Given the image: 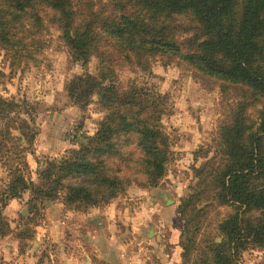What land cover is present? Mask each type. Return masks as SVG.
I'll return each mask as SVG.
<instances>
[{"label": "trees", "instance_id": "16d2710c", "mask_svg": "<svg viewBox=\"0 0 264 264\" xmlns=\"http://www.w3.org/2000/svg\"><path fill=\"white\" fill-rule=\"evenodd\" d=\"M48 28L82 66L97 59L96 74L74 77L67 89L79 107L96 97L105 116L79 150L56 167L47 161L34 183L23 147L34 140V108L0 92V168L6 173L0 239L13 232L3 215L7 202L25 192L20 241L32 237L44 203L60 192L85 212L139 177L145 187L160 185L172 161L161 125L165 100L117 76L121 66L150 73L159 57L218 83L224 97L235 94L180 204L181 264H239L246 251L264 250V0H0V52L8 67L35 65ZM4 77L0 69V85ZM221 208L231 213L221 215Z\"/></svg>", "mask_w": 264, "mask_h": 264}, {"label": "rangeland", "instance_id": "374dc122", "mask_svg": "<svg viewBox=\"0 0 264 264\" xmlns=\"http://www.w3.org/2000/svg\"><path fill=\"white\" fill-rule=\"evenodd\" d=\"M44 38L46 48L36 58L35 65L22 63L9 68L0 52V69L5 74L0 92L4 97L26 100L34 108L31 116L33 122L30 123L36 131L34 140L30 147L23 146L27 148L25 161L37 165L36 170L30 173L34 183L38 182V173L45 168L47 161L56 167L60 160L79 150L85 143L84 137L93 135L105 116L95 104L96 97L90 105L79 107L74 104L67 89L74 77L96 74L97 59L92 58L82 66L71 57L53 29L48 28ZM150 68V73H142L121 66L117 69V76L123 84L133 81L137 86H147L165 100L161 125L171 143L172 161L160 185L145 187L144 179L139 177L131 181L123 193L85 212L67 204L63 200L64 194L60 192L57 199L44 203L42 216L33 227L32 237L20 241L16 233L23 228L19 217L27 216L29 193L25 192L19 199L8 201L4 209L3 215L14 233L0 239V264H14L17 261L4 260L8 254L6 248L11 243L16 244V255L12 259H22L21 264H60V247L73 253L72 245L77 240L82 241L80 245L83 246L89 224L108 227L110 234L112 232L111 237H114V249L122 251L123 255L126 253L133 260L142 258L149 264H161L149 253L152 248L148 245V231L155 228L161 232L159 245L166 241L167 245H164L169 250L172 232H179L184 223L181 201L194 186L195 171L202 168L207 160L202 153L212 145L222 114L226 107L234 103L235 94L230 91V96L224 97L218 83L194 76L177 60L168 62L157 57L151 60ZM10 131L20 137L14 130ZM41 134L44 142L40 141ZM23 143L24 140H21ZM52 146H62L63 149L51 154ZM5 184L6 173L0 168V188ZM11 202L14 203L6 211ZM219 213L228 215L231 209L221 208ZM91 214H95V221L88 220ZM136 216L148 229L145 235L140 230H132L141 225ZM49 227L57 228L62 233V242H54L59 232H53V238L47 236L45 231ZM93 253L95 255L96 252ZM97 258L94 256L93 260ZM86 262L90 264L89 260ZM239 264H264V250L246 251Z\"/></svg>", "mask_w": 264, "mask_h": 264}, {"label": "crops", "instance_id": "0c3cea01", "mask_svg": "<svg viewBox=\"0 0 264 264\" xmlns=\"http://www.w3.org/2000/svg\"><path fill=\"white\" fill-rule=\"evenodd\" d=\"M40 139H41L40 140L41 142H44V137L42 136V134H41ZM62 149H63L62 146H59V147L55 146V148H53V146L52 148L50 147L51 154L58 153ZM35 164H33L32 162L28 163L31 174H32V171H35L37 168V165ZM13 203L14 202L10 203L6 211L8 210V208H10V206ZM136 217L139 218L138 223H141V225L135 226V229L132 228V230H134L135 232L140 230V232L143 235H145V231H147L148 229L143 227L144 222L140 220V217L139 216H136ZM88 218H89L88 220L95 221L96 217H95V214H91L88 216ZM88 227L89 228L85 233V242L82 244L83 246L80 245L82 241L77 240L74 243V245H72V247H74L73 253L72 252L69 253L65 251L64 249H61L60 247V251L58 254L60 264H88L86 262L87 260H89L90 264H149L143 261L142 258L138 260L137 259L138 257H137L133 260V258L128 257L126 253H124L123 255L122 251H117L116 249H114L115 247V245L113 244L114 237L113 238L111 237L112 232L110 234V229L108 227L106 226L95 227L93 225L90 226V224ZM180 231L175 232V233L172 232V236L170 240L172 241V243L169 242L171 246L168 247L169 250H167L165 246L167 245L165 243L166 241L165 242L163 241L162 242L163 244L161 246L159 245L160 239H162L160 238L161 232L157 231V229L155 228L153 231L149 230L147 237L149 240L148 245L151 246L150 248H152L150 249V252H149L152 255V257H154V259L159 260L161 264H180L181 263V258H180L181 250L177 245ZM45 232H47L46 234L49 238H53V232H59V231L57 228L49 227L46 229ZM176 233H177L176 235L177 237H176V240H174V234ZM62 238H63L62 233L59 232L57 241H54V242L55 243H58L59 241L62 242ZM15 248H16L15 243L8 244L6 248V250H8V254L5 256L4 260H7L8 262L12 260H17L15 261L14 264H21L23 263L22 259H12L13 256L16 255ZM93 251L96 252L95 255ZM94 256H97L98 258L93 260Z\"/></svg>", "mask_w": 264, "mask_h": 264}]
</instances>
